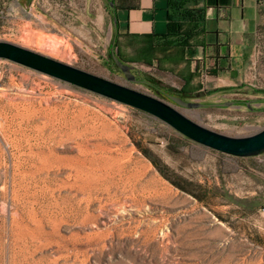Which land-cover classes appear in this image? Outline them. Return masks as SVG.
Segmentation results:
<instances>
[{
  "label": "rangeland",
  "instance_id": "rangeland-1",
  "mask_svg": "<svg viewBox=\"0 0 264 264\" xmlns=\"http://www.w3.org/2000/svg\"><path fill=\"white\" fill-rule=\"evenodd\" d=\"M69 1L48 7L35 0L29 10L18 0H0V40L166 99L121 74L111 62L112 31L88 20L82 29L73 9L82 13L84 4ZM44 34L63 39L57 47L61 51L68 43L72 56L39 50L35 38ZM254 40L232 74L234 85L189 99L236 104L176 108L228 135L264 128V94L255 92H264L263 22ZM0 66V207L10 202L11 214L18 209L25 215L12 223L0 210V264H264V151L245 157L221 153L128 104L8 59L0 58ZM137 69L140 79L177 93L178 84L159 78V71ZM54 129L55 143L46 140ZM94 143L112 149L148 212L126 208L115 215L99 200L87 209L81 202L86 210L73 211L79 189L61 182L71 171L67 158L77 145L88 144L95 154ZM118 174L113 168L109 177ZM98 205L106 208L103 215ZM150 224L154 233L144 232ZM10 235L18 237L15 246Z\"/></svg>",
  "mask_w": 264,
  "mask_h": 264
},
{
  "label": "crops",
  "instance_id": "crops-1",
  "mask_svg": "<svg viewBox=\"0 0 264 264\" xmlns=\"http://www.w3.org/2000/svg\"><path fill=\"white\" fill-rule=\"evenodd\" d=\"M18 1L27 8L29 0ZM40 1L60 5L59 0ZM78 2L83 12L73 9V20L79 19L82 29L87 20L105 25L122 60L136 68L150 66L159 78L190 93L234 85L232 74L253 48L257 25L264 23V0H113L112 8L105 0L69 4Z\"/></svg>",
  "mask_w": 264,
  "mask_h": 264
},
{
  "label": "water",
  "instance_id": "water-1",
  "mask_svg": "<svg viewBox=\"0 0 264 264\" xmlns=\"http://www.w3.org/2000/svg\"><path fill=\"white\" fill-rule=\"evenodd\" d=\"M32 1L33 0H29L27 3V8L30 10ZM107 6L112 8L113 1L107 0ZM112 21L115 32L117 25L115 15H113ZM114 42L115 38L113 35L110 57L121 74L132 83L141 82L147 85L152 84L135 76L133 72L135 67L116 55L113 46ZM0 58L20 63L76 86L145 111L165 122L185 137L221 153L245 157L264 151V128L249 135H228L195 122L176 108H198L208 106L228 107L238 102L233 99L221 102L189 100L191 98L184 99L176 94V92H170L158 87L159 94L166 98L162 99L5 40H0ZM246 105H248L247 101Z\"/></svg>",
  "mask_w": 264,
  "mask_h": 264
},
{
  "label": "bare ground",
  "instance_id": "bare-ground-1",
  "mask_svg": "<svg viewBox=\"0 0 264 264\" xmlns=\"http://www.w3.org/2000/svg\"><path fill=\"white\" fill-rule=\"evenodd\" d=\"M44 35L46 36V38ZM44 35H39V37L35 38L36 43L39 45L38 46L36 44L35 46H37L39 50H43L55 57L60 56L63 58H69L72 56L68 43L64 42L66 44L64 45V48L61 49V51L59 50V47H57L58 44L62 43L61 41H63V39L55 35ZM33 37H35V35ZM37 128L39 129V125L37 126ZM57 134V129H54L53 132H50V135L53 138L50 140H46L53 141V143H55ZM92 147L97 148L95 154H89L92 153L93 150L89 148L88 144L77 145L75 146L77 153L67 158V168H71V171L67 174V178L72 179V182H69L68 179H65L61 182L64 185L73 187L77 186L79 189V191L74 194L77 202L73 207V211L76 213L82 212V210L87 209L89 202H91L92 200H99V202L102 201L104 204L109 205L113 209H115V215H117L119 212L124 211L126 208H133V210L145 209L144 211L148 212L151 207L145 204L142 197L138 198L136 196V194L134 193V189L129 184L130 181L128 180L126 172L121 169L120 164H116V155H111L112 149L109 146L101 143H94L92 144ZM21 155L22 152H20L19 157H21ZM113 168L119 174L109 177V173ZM101 173H105V180L100 179ZM99 192H101L102 197L98 196ZM102 198L103 200H101ZM81 202L85 203L86 209L81 208ZM3 203L4 204H2L0 210L11 215L12 223H17L15 219H22L25 217L23 212L19 213L17 211L18 209L14 210V212L11 214L10 209L12 205L10 204V202L5 201ZM98 209H100L99 212H101L102 215L103 213H105L104 211L106 210V208L102 207V205H98ZM146 214L148 215V213ZM137 222L140 223L141 220H137ZM147 227L149 229L144 230V232L154 233L156 227L155 224L147 225ZM14 234L18 235V231L14 230ZM10 236L13 245L15 246L18 237H13V235Z\"/></svg>",
  "mask_w": 264,
  "mask_h": 264
},
{
  "label": "trees",
  "instance_id": "trees-1",
  "mask_svg": "<svg viewBox=\"0 0 264 264\" xmlns=\"http://www.w3.org/2000/svg\"><path fill=\"white\" fill-rule=\"evenodd\" d=\"M113 46L115 47V42H114ZM116 55L118 56L117 53H116ZM111 62L114 64V62L112 61V59H111ZM149 86L153 87L157 91V93H159V90L157 89L159 86H155V85H152V84H150ZM159 88H161V87H159ZM225 89H227V88H220L219 90H225ZM213 91H217V89H214ZM255 92H259V93H263L264 94V92L263 91H260V90H256ZM176 94H178L179 96L183 97L184 99H188V98H192V97L197 96V93L187 92L183 88H179Z\"/></svg>",
  "mask_w": 264,
  "mask_h": 264
},
{
  "label": "flooded vegetation",
  "instance_id": "flooded-vegetation-1",
  "mask_svg": "<svg viewBox=\"0 0 264 264\" xmlns=\"http://www.w3.org/2000/svg\"><path fill=\"white\" fill-rule=\"evenodd\" d=\"M133 72H134V74H135V76H136L137 78H140V70H139V73H138V69L135 67V68L133 69Z\"/></svg>",
  "mask_w": 264,
  "mask_h": 264
},
{
  "label": "built area",
  "instance_id": "built-area-1",
  "mask_svg": "<svg viewBox=\"0 0 264 264\" xmlns=\"http://www.w3.org/2000/svg\"><path fill=\"white\" fill-rule=\"evenodd\" d=\"M2 74H3V70H2V68L0 66V78H1Z\"/></svg>",
  "mask_w": 264,
  "mask_h": 264
}]
</instances>
